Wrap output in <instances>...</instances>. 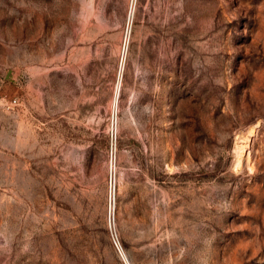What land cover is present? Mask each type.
Returning <instances> with one entry per match:
<instances>
[{
  "label": "rangeland",
  "instance_id": "374dc122",
  "mask_svg": "<svg viewBox=\"0 0 264 264\" xmlns=\"http://www.w3.org/2000/svg\"><path fill=\"white\" fill-rule=\"evenodd\" d=\"M0 264H264V0H0Z\"/></svg>",
  "mask_w": 264,
  "mask_h": 264
},
{
  "label": "built area",
  "instance_id": "2783aa9c",
  "mask_svg": "<svg viewBox=\"0 0 264 264\" xmlns=\"http://www.w3.org/2000/svg\"><path fill=\"white\" fill-rule=\"evenodd\" d=\"M112 241H113L114 245L118 248V242H117L114 235H112Z\"/></svg>",
  "mask_w": 264,
  "mask_h": 264
},
{
  "label": "bare ground",
  "instance_id": "6f19581e",
  "mask_svg": "<svg viewBox=\"0 0 264 264\" xmlns=\"http://www.w3.org/2000/svg\"><path fill=\"white\" fill-rule=\"evenodd\" d=\"M126 259V258H125Z\"/></svg>",
  "mask_w": 264,
  "mask_h": 264
}]
</instances>
